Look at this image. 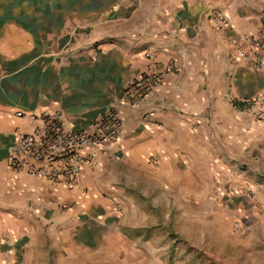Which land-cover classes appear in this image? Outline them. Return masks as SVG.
<instances>
[{
    "label": "crops",
    "instance_id": "crops-1",
    "mask_svg": "<svg viewBox=\"0 0 264 264\" xmlns=\"http://www.w3.org/2000/svg\"><path fill=\"white\" fill-rule=\"evenodd\" d=\"M214 8L229 28L214 27ZM263 25L264 0H0V264L117 263L126 234L146 226L137 207L264 174V119L239 110L264 94V67L229 57L250 54ZM145 72L161 84L122 101ZM107 108L122 134L84 149L94 162L74 188L8 167L15 132L41 124L30 113L91 130Z\"/></svg>",
    "mask_w": 264,
    "mask_h": 264
},
{
    "label": "rangeland",
    "instance_id": "rangeland-1",
    "mask_svg": "<svg viewBox=\"0 0 264 264\" xmlns=\"http://www.w3.org/2000/svg\"><path fill=\"white\" fill-rule=\"evenodd\" d=\"M137 211L146 226L126 234L113 264H264V174L236 173L228 190Z\"/></svg>",
    "mask_w": 264,
    "mask_h": 264
},
{
    "label": "built area",
    "instance_id": "built-area-1",
    "mask_svg": "<svg viewBox=\"0 0 264 264\" xmlns=\"http://www.w3.org/2000/svg\"><path fill=\"white\" fill-rule=\"evenodd\" d=\"M214 27L225 30L232 24L228 13L214 8L208 14ZM260 38L252 41V52L241 49L229 54L232 60L249 59L253 68L264 67V25ZM171 69V65L163 71ZM161 84V73L145 72L136 75L122 89L120 99L130 105H138L154 88ZM239 110L252 115L256 120L264 119V94L241 101ZM22 116L21 111L16 112ZM30 118L40 119L41 124L32 131H16L13 143L8 150L6 163L12 170H24L28 174L44 179L68 189L74 188L84 166L94 162V157L85 154L86 148L107 150V145L116 142L122 134V127L117 113L107 108L97 118L91 130L69 126L65 115L60 111L43 110L30 113Z\"/></svg>",
    "mask_w": 264,
    "mask_h": 264
}]
</instances>
